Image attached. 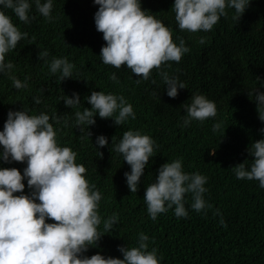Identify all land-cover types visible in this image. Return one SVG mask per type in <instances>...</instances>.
Segmentation results:
<instances>
[{
  "label": "trees",
  "instance_id": "obj_1",
  "mask_svg": "<svg viewBox=\"0 0 264 264\" xmlns=\"http://www.w3.org/2000/svg\"><path fill=\"white\" fill-rule=\"evenodd\" d=\"M174 0H142V7L153 12L170 27L173 40L183 39L190 51L179 62L170 61L165 69L186 82L176 98L169 97L159 72L154 67L152 78L136 82L131 68L105 64L100 56L106 43L95 25L98 5L94 0H54L53 19L40 14L35 4L30 23H24L12 9H5L21 31L28 33L17 47L6 54L14 68L10 74L0 73V130L10 109H25L29 114L47 112L60 114L68 121L56 124L57 140L77 152V163L87 169L84 174L103 193L99 211L104 218L118 214L113 230L104 232L98 246L91 247L90 256L101 252L119 256V245H135L140 232L158 248L161 264H264V188L258 180L237 178L232 168L250 157L247 147L261 138L264 122L259 119L256 103L249 91L264 78V0H252L240 19L235 9L209 31L181 30L172 9ZM201 37L204 42L201 43ZM47 49L53 56H67L75 64L72 78L61 80L51 73L49 65L38 59V52ZM116 73L117 79H111ZM28 79V87L17 89L12 76ZM155 81V83L153 82ZM92 90L123 94L136 113L116 125L111 118L96 116L90 126L93 135L81 132L75 124V112L91 105L84 98ZM80 94L81 103L66 106L65 94ZM205 94L216 102L217 116L184 126L185 102L193 93ZM35 96L41 97L37 104ZM222 121V130L213 131V123ZM129 129L140 130L153 137L158 147L150 158L141 179L139 191L130 192L124 173L130 165L116 152L114 145ZM105 134L108 145L100 149L96 136ZM216 149L215 155H210ZM183 158L186 172L206 175L205 199L212 205L202 212L191 209V194H186L188 217H177L173 209L153 220L144 200L146 187L155 181L159 167L167 161ZM0 166L17 167L23 171L26 162ZM25 192H28L25 181ZM219 209V213L216 210ZM206 213V214H205ZM221 215L227 226L220 223ZM103 231V224L100 225Z\"/></svg>",
  "mask_w": 264,
  "mask_h": 264
},
{
  "label": "clouds",
  "instance_id": "obj_2",
  "mask_svg": "<svg viewBox=\"0 0 264 264\" xmlns=\"http://www.w3.org/2000/svg\"><path fill=\"white\" fill-rule=\"evenodd\" d=\"M33 3L37 11L52 20L54 0H0V73L10 74L14 64L6 60V54L17 47L28 33L21 31L6 13L12 9L19 20L30 23ZM252 0H174L172 9L181 30L189 32L212 30L228 8L235 9V18L240 19ZM98 9L94 14L95 25L103 33L106 43L100 56L105 64L117 68L126 65L136 74V82L152 78L155 67L165 85L169 97L176 98L186 82L165 69L170 61L179 62L190 51L183 39L179 44L173 40L170 27L150 10L142 7V0H94ZM201 37V43L204 42ZM47 49L38 52V59L49 65L50 72L59 73L63 81L72 78L75 64L67 56L50 60ZM111 79L116 80V73ZM17 89L27 88L28 79L21 81L12 76ZM258 84L249 91L256 103L259 119L264 122V78L257 76ZM155 83V81H153ZM91 107L75 112V124L81 132L92 136L90 126L96 124V116L111 118L116 125L135 119L133 105L123 94L92 90L84 97ZM37 104L41 97L35 96ZM66 106L81 103L80 94L73 91L64 98ZM185 114L184 126L193 121L203 122L217 116L216 102L205 94L196 92L191 102L182 104ZM61 121H68L60 114H29L28 110L10 109L0 130V161L7 163L26 162L23 171L17 167L0 166V264H161L158 248L149 244L150 238L140 232L135 245H119V256H105L101 252L88 255L91 247L98 246L104 232L113 230L118 223V214L104 218L100 211L103 193L85 177L83 163H77V152L57 140ZM223 122L213 123V131L222 130ZM261 138L254 140L247 152L251 162L231 167L237 178L258 180L264 188V127ZM105 134L96 136L95 145L100 151L108 145ZM117 153L130 165L124 173L130 192L139 191L145 168L158 147L156 140L140 130L129 129L114 145ZM211 149L210 155H215ZM101 155L103 153L100 151ZM208 177L199 171L186 172L183 158L167 161L158 169L154 182L145 189L147 211L155 220L159 214L174 210L177 217H188L186 194H191V209L202 212L212 205L205 199L208 192ZM27 181L28 192H25ZM219 213V209L216 210ZM206 214V213H205ZM220 223L227 226L221 215ZM103 224V231L100 225Z\"/></svg>",
  "mask_w": 264,
  "mask_h": 264
}]
</instances>
